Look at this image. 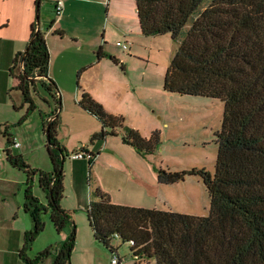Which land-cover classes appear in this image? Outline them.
Listing matches in <instances>:
<instances>
[{
    "label": "trees",
    "instance_id": "1",
    "mask_svg": "<svg viewBox=\"0 0 264 264\" xmlns=\"http://www.w3.org/2000/svg\"><path fill=\"white\" fill-rule=\"evenodd\" d=\"M203 1L135 0L140 31L146 36L170 34L177 39ZM96 55L119 64L115 56L102 52L101 47ZM21 58L22 69L15 75L18 79L15 88L21 91L27 111L15 124L24 121L35 107L31 89L36 76L53 93L55 108L51 115L62 108L58 92L53 91L55 83L41 79L47 77L49 52L44 32L36 30V22L13 66ZM163 90L224 102L221 128L216 132L218 154L213 175L204 168H156L157 181L164 184L183 181L187 175L200 176L210 196V212L201 216L116 204L97 186L95 199L86 206L94 238L110 252L115 249L111 245L113 237L128 242L137 264L148 258L154 259L155 264H264V0H211L203 7L170 59ZM79 93L77 104L101 123L91 141L120 134L122 142L141 156L159 146L158 129L144 137L137 129L125 125L122 115L108 112L87 91ZM47 122L43 120V126ZM58 125L55 116L49 122V141L46 140L50 171L31 167L22 155L12 154L9 147L13 142L6 125L2 131L7 162L26 176L23 208L33 224L24 232L19 250L25 264H40L50 255V264H70L74 224L56 246L55 253L47 247L33 257L27 254L44 229L43 213H48L57 232L71 220L70 211L60 205L64 196L61 163L67 151L57 138ZM34 176L45 194V204L33 193Z\"/></svg>",
    "mask_w": 264,
    "mask_h": 264
},
{
    "label": "crops",
    "instance_id": "2",
    "mask_svg": "<svg viewBox=\"0 0 264 264\" xmlns=\"http://www.w3.org/2000/svg\"><path fill=\"white\" fill-rule=\"evenodd\" d=\"M35 6L36 0H0V125H6V132L10 135L12 142H19L18 146L11 145L9 147L12 154L22 155L31 167L50 171L52 164L44 139L46 136L45 126L42 123L43 120L47 121L52 116H57L59 121L57 138L64 145L60 139V134L65 131L62 127L61 118L63 106L57 114L51 115L49 104L47 110H43L41 104H38L34 92L36 91L40 95L37 87V83L40 81L39 76L34 77V84L31 89V97L35 107L24 121L15 125L26 113L27 104L23 103L21 91L15 88L18 82L15 75L19 73L22 67L20 61L13 66V60L18 52L24 51L28 43L31 26L35 23ZM52 6L54 10V2H52ZM39 28L44 32L49 52L47 77L41 79L46 82L50 79L55 83L53 91L58 92L59 97L61 94L63 95L65 104L64 93H72L74 85L76 86L75 100H77L80 90L88 91L91 94L89 91L90 81L88 79L82 81L83 72L88 68L98 66L102 60H109L107 57L97 58L96 51L99 47H101L102 52L115 56L107 46L110 41H115V43L116 41H123L128 44L129 49L131 48L130 45L140 41L143 35L139 27L135 0H63L62 12L50 17L49 22L44 21L42 26L39 25ZM136 55H139L138 52L133 54V56ZM115 57L118 60L117 56ZM111 72L114 73L113 70ZM115 80L116 78L112 75L108 76L101 70L97 71V81L107 85L106 90H103L104 92H109L108 86L113 85ZM124 83L128 88L132 86V81L128 78ZM91 95L95 100L98 99L94 94ZM99 101L103 103L108 112L126 115L123 110H117V112L115 108L108 106L104 100ZM120 103L121 99H118L116 104ZM64 109L66 110V107ZM36 110L39 112L38 117H34ZM72 110L84 118L87 116L76 105ZM93 122L95 123L89 127L87 136L97 133L101 129L100 122ZM11 123L15 125L12 129L8 125ZM18 125L20 128L17 127ZM40 127L42 128L41 131L38 130ZM86 142L82 144L84 148ZM116 142H118L116 139L112 140V137L107 136L103 141H97L89 149H86L88 152L96 154L94 164L97 163L98 166L99 163L103 164L102 170L95 171L97 185L109 194L113 203L158 208L159 200L167 199L163 193V187L160 185L162 183L156 180L155 175L143 170L140 171L131 162L123 158L121 151L118 152L117 148L112 145ZM116 144L122 147L125 143ZM0 147H3L4 150L7 146L5 142L1 141ZM3 150L0 155V173H4L3 179H13L11 181L14 186L12 190H14L15 195H18L21 192V186H25L26 176L23 171L7 162ZM129 150L134 157L135 153L131 149ZM13 170L21 171L24 178L16 177ZM121 175H123L125 182L119 179ZM10 177H15V179ZM32 183L34 195L45 204V194L37 184V176H34ZM1 191L3 192L2 188ZM5 199L2 193L0 196V264H25L19 256V250L23 244L24 232L29 230L33 223L32 218H29L30 215L23 208L24 189L23 198L17 196L13 199L8 204L7 212L4 210ZM61 207L67 210L73 209L67 208L63 203ZM158 209L193 215L197 213L173 207ZM43 215L45 213L42 214V218ZM74 219L76 234L70 264H110L111 252L107 251V248L106 250L103 249L102 244L94 238L88 222L87 225L79 224L77 217L74 216ZM43 220L45 222L44 229L35 238L30 250H28L29 257L53 246V253H55L56 246L67 237L73 225V221L70 220L62 231L57 232L50 219L44 217ZM35 249L39 250L34 252ZM50 256L40 264H50L52 258ZM122 264L127 263L122 260Z\"/></svg>",
    "mask_w": 264,
    "mask_h": 264
},
{
    "label": "rangeland",
    "instance_id": "3",
    "mask_svg": "<svg viewBox=\"0 0 264 264\" xmlns=\"http://www.w3.org/2000/svg\"><path fill=\"white\" fill-rule=\"evenodd\" d=\"M210 1L204 0L202 2L177 39H173L170 34L142 35L141 40L130 45L131 48L127 50L116 45L115 41H110L106 45L117 56L119 64H114L110 59L102 60L98 66H93L83 72L82 81L84 82V79L90 81L89 91L98 98V102L103 105L99 100H104L108 106L115 108L116 111L123 110V112H126V115H123L125 125L137 129L144 137H149L154 129L160 131L159 146L154 152L146 153L145 156L139 155L133 147L127 144H123L124 146L122 147L116 144L122 142L120 134L109 136L112 137V140L116 139L118 141L112 145L117 148L118 152L121 151L123 158L131 162L140 171L143 170L156 176L157 167L170 170H186L195 167L204 168L211 175L214 174L218 154L216 132L221 128L224 102L218 98L208 96L179 94L163 90L164 73L171 57L180 41L184 38L193 19ZM52 2L51 0H41L38 20L40 26L43 25L44 21L49 22L50 17L55 16ZM137 52L139 55L133 56ZM95 60L94 57V62ZM98 70L116 78L114 84L108 86L109 92L107 93L103 91L106 90L107 85L97 81ZM112 70L114 73L111 72ZM127 78L132 81L130 88L126 87L124 83ZM37 87L40 95L36 91L34 94L38 104H41L43 110H47L49 104V110L54 112L53 93L46 90L40 82L37 83ZM75 88L76 86L74 85L72 93H64L66 104L63 101V95L60 93L63 106L61 111L62 127L65 130L60 134V139L64 144L63 146L68 148L66 149L67 155L62 167L65 187L60 205L63 203L67 208H73L68 211H70V219L75 225L76 234L74 216L77 217L79 224L87 225L86 206L90 200L95 199V188L98 186L95 171L103 169V164L99 163V166L97 163L94 164L96 154L88 152L86 149H89L97 141L103 140L94 139L91 141V136L94 133L87 136L89 127L95 123L93 121L97 123L100 121L76 104ZM118 99H121L120 104H116ZM75 105L87 115L85 118L74 113L72 108ZM38 113L36 110L34 117H38ZM8 125L12 129L16 124L11 123ZM19 126L17 127L20 128ZM4 127L5 125H0V142L2 141L6 144V138L2 134ZM38 130L41 131L42 128L40 127ZM44 139L46 140V136H44ZM84 142L87 143L85 148L82 145ZM81 148L88 153L87 156L82 158L70 156ZM129 149L135 153L134 157L129 152ZM2 150L3 147H0V155ZM89 154H92V156ZM17 171L13 170L14 175L24 178V174L21 171ZM3 174L0 173V187L3 189L2 192L0 188V196L3 193L6 198L4 210L7 212L8 204L13 199L17 196H22L23 198L24 185L21 186V192L15 195L14 190H12L14 186L11 184L13 179H3L5 177ZM10 178L15 179V177ZM119 179L125 182L123 175ZM160 185H162L163 193L167 199L159 200L158 208H182L188 212H197L196 215L201 216L209 214L210 196L200 176L187 175L183 181L172 184L162 183ZM44 217L49 219L47 213L43 215V219ZM36 243L34 244L35 246ZM111 245L117 249L121 259L127 264H137V260L131 254L128 242L113 237ZM102 247L106 250L103 244ZM37 250L39 249H35L34 252H37ZM72 254L73 250L71 251L70 262L72 261ZM140 264L155 263L154 259L148 258L142 259Z\"/></svg>",
    "mask_w": 264,
    "mask_h": 264
},
{
    "label": "built area",
    "instance_id": "4",
    "mask_svg": "<svg viewBox=\"0 0 264 264\" xmlns=\"http://www.w3.org/2000/svg\"><path fill=\"white\" fill-rule=\"evenodd\" d=\"M54 2V12L56 15H59L62 12L63 9V0H51ZM116 45L120 46L122 49L127 50L128 49V44L123 42V41H116ZM12 145L18 146L19 142L13 141ZM88 153L85 152L84 150L80 149L75 152H73L70 156L73 158H82L87 156ZM92 156L91 154H89ZM110 264H122V260L117 252V249L115 248L111 252V257H110Z\"/></svg>",
    "mask_w": 264,
    "mask_h": 264
},
{
    "label": "water",
    "instance_id": "5",
    "mask_svg": "<svg viewBox=\"0 0 264 264\" xmlns=\"http://www.w3.org/2000/svg\"><path fill=\"white\" fill-rule=\"evenodd\" d=\"M39 7H40V0H36V6H35V22H36V30L39 29ZM23 58V57H22ZM22 58L20 60V65L22 67ZM55 116V115H54ZM54 116H52L46 126H45V135H46V140L49 141V122L54 118ZM63 161H64V157H62V163H61V167H63Z\"/></svg>",
    "mask_w": 264,
    "mask_h": 264
}]
</instances>
